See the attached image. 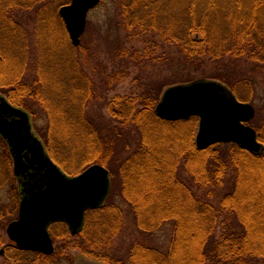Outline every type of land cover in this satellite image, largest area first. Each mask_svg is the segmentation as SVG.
Returning <instances> with one entry per match:
<instances>
[{
  "label": "trees",
  "instance_id": "obj_1",
  "mask_svg": "<svg viewBox=\"0 0 264 264\" xmlns=\"http://www.w3.org/2000/svg\"><path fill=\"white\" fill-rule=\"evenodd\" d=\"M112 1L106 36L98 39L102 48L105 39L103 52L87 40L71 45L58 16L70 0H0V93L31 115L66 174L94 164L110 173L105 204L85 214L76 236L64 224L51 226L52 239L70 235L105 264H264V152L253 155L232 143L200 151L196 117L170 122L154 113L164 88L216 81L252 105L250 126L264 146V0ZM30 44L34 56L25 49ZM167 47L178 58L168 59ZM101 55L113 65L106 76L97 71ZM131 67L138 70V94L105 101L99 93ZM54 147L64 150L67 163ZM12 193L17 210V186ZM10 211L0 208V230ZM166 230L164 246L157 238ZM15 252L28 256V264L43 259Z\"/></svg>",
  "mask_w": 264,
  "mask_h": 264
},
{
  "label": "water",
  "instance_id": "obj_2",
  "mask_svg": "<svg viewBox=\"0 0 264 264\" xmlns=\"http://www.w3.org/2000/svg\"><path fill=\"white\" fill-rule=\"evenodd\" d=\"M100 3L101 0H71L59 8L58 15L73 47L80 44L88 13ZM155 115L170 122L198 118L195 145L200 151L232 143L253 155L264 152L255 130L249 126L255 116L252 105L240 102L216 81L198 80L167 88ZM0 137L12 158L19 192L18 218L8 225L7 237L18 250L49 256L54 251L50 226L63 223L72 235L78 234L86 211L100 208L107 200L111 189L109 172L94 164L76 176L65 174L47 154L30 114L12 106L1 94Z\"/></svg>",
  "mask_w": 264,
  "mask_h": 264
},
{
  "label": "rangeland",
  "instance_id": "obj_3",
  "mask_svg": "<svg viewBox=\"0 0 264 264\" xmlns=\"http://www.w3.org/2000/svg\"><path fill=\"white\" fill-rule=\"evenodd\" d=\"M50 6L53 7V4H51ZM114 8H115V6L113 7V1L112 0H101L100 5L88 13L86 28H85V31L87 33L84 31L85 34H83L81 36L80 43L83 40H87L88 42H92L93 44L96 42L97 47H95L93 50H95V49L99 50V47L102 48L101 42H99L98 39L100 38L99 36L102 33L104 34V36H106L105 32H107V23L111 17V13L113 12ZM54 9L55 8L49 7L48 10H49L50 14H53ZM44 18L47 19V16L46 17L44 16ZM60 21L63 24V21L61 20V18H60ZM45 22L48 24H51L50 21L45 20ZM40 24H43V22H40ZM40 24L37 23L36 25L38 26ZM62 24H61L60 31L64 30V28H63L64 24H63V26H62ZM56 30L58 31L57 28H56ZM65 30H66V28H65ZM66 34L68 35L67 30H66ZM63 35L60 33V35H59L60 38H63L62 37ZM33 41L35 42V44L37 43L36 39L32 40L31 42H33ZM30 46L32 47L31 50H27V45H26L25 49H26V51H28V54L34 56L35 55L34 51L36 50L35 45L30 44ZM105 47H106V42L104 39L103 40V48H102L103 52H105V50H104ZM133 47H135L136 49H138L142 52L146 48V46L141 45V44H134ZM166 49H167L166 53H167L168 59L172 58V56L178 58L176 50L170 49L168 47ZM163 50H165V48H161L159 51L156 50V53L158 52L157 53L158 57H159V55H161ZM158 59H160L161 63H162L163 57L158 58ZM98 62L99 63L102 62L100 64V66L97 67V69H98L97 71L99 73L102 72V74H104V76H106V75L110 74L111 71L113 72V65H111L110 63H108L104 59V55H101V58H99ZM87 67L88 66H85V68H87ZM157 67H159V66H157ZM164 70H167V68H165ZM92 71L90 72V74H92ZM137 74H138V70L135 69V67L134 68L131 67L128 70L126 77H124L122 81H120L115 86H113V88L111 90L110 89L108 91L102 90L99 93V95L105 101H108L110 99L112 100L113 98L127 99V98L135 97L138 94L136 88L139 85V81L134 84V80L136 79ZM2 75L3 74L0 72V76H2ZM164 75H165V73H164ZM168 75H170V73H168ZM171 75L172 76L177 75V73H174ZM16 87H18V86H16ZM14 90H16V89H14ZM21 90L22 89L19 88V89H17V92L19 93ZM164 91H165V88L163 89L161 96L164 93ZM100 114L103 115V118H105L106 120H109L110 117H109V115L105 109L102 110L100 112ZM38 124L40 127H45L46 120L41 118L40 121L38 122ZM197 130H198V126H197L195 132H197ZM124 131H129V128L124 129ZM44 134L47 135V132H44ZM36 135L40 138V135H38V134H36ZM194 141H195V139H194ZM53 151H54L56 158L60 159L61 162H64L66 160L64 150L58 151L54 147ZM6 153L9 157V159H7ZM8 153L9 152L7 150L6 144L0 138V178L3 180V185L0 186V208H3L6 213H7V211H10L13 209L12 213L10 211L11 214L6 216L8 220L5 219L6 222H3L4 228L2 230H0V264H12V263H9L10 260H8L9 259L8 257H11L12 255H20L19 253L7 248V243H9L11 241L7 237L6 229H7L8 225L12 221L16 220L18 217V209L17 210L14 209V205H13L14 204L13 201H14V198H16V196H14V194L12 193L14 191V187L17 185V182H16L15 177L13 176L12 158L9 156ZM75 162H76L75 160L72 161V163H75ZM65 163H67V162L65 161ZM67 165L69 166V163ZM6 205L9 206L8 210H6L4 208ZM128 224L131 225L130 220H128ZM60 232H61V230L56 229V233H60ZM70 235L76 236V235H72V234H70ZM70 235H68V236L62 235V236L58 237L57 239L53 240V246H54L53 253L49 256L43 255V257H42L43 259L39 258L38 260H36L35 264H105L102 262V260H100V256L97 255V253L95 251L90 250V249H84V248H86L85 246H81V247H83V250L77 248L76 247V246H78L77 242H80V241L77 240V242H76V239L70 238ZM157 239L156 240L158 242H162L164 244V246H166L167 240H168V231L166 230V232L164 231L163 233L159 234ZM7 249L9 251H7ZM3 251H5V254H4L5 256H1V253Z\"/></svg>",
  "mask_w": 264,
  "mask_h": 264
},
{
  "label": "flooded vegetation",
  "instance_id": "obj_4",
  "mask_svg": "<svg viewBox=\"0 0 264 264\" xmlns=\"http://www.w3.org/2000/svg\"><path fill=\"white\" fill-rule=\"evenodd\" d=\"M7 248L13 250V251H19L15 246H14V243L13 242H9L7 243ZM15 249V250H14ZM7 251H9L7 249ZM3 254V255H2ZM5 251H3L1 253V256H5ZM10 260L9 263H12V264H28V260H29V257L28 256H25V255H12L11 257H8ZM27 261V262H26ZM36 263V261L34 262Z\"/></svg>",
  "mask_w": 264,
  "mask_h": 264
}]
</instances>
